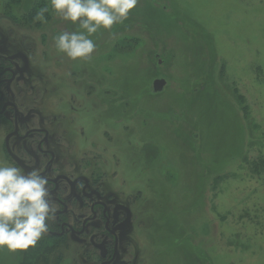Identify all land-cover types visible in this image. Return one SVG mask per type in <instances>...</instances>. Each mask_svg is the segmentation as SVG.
<instances>
[{"label": "rangeland", "instance_id": "374dc122", "mask_svg": "<svg viewBox=\"0 0 264 264\" xmlns=\"http://www.w3.org/2000/svg\"><path fill=\"white\" fill-rule=\"evenodd\" d=\"M17 1L0 0V47L27 56L28 85L39 79L43 107L26 96L38 121L69 100L78 103L76 124L97 121L67 153L77 162L93 148L82 160L89 172L119 159L110 184L136 195L132 238L143 264H264V175L248 172L264 156V0H138L127 20L90 37V57L75 61L54 38L78 25L44 0L49 19L25 26L39 0ZM161 79L164 90L153 94ZM4 139L0 130V163L8 164ZM248 215L255 219L240 220ZM37 249L0 248V264H23Z\"/></svg>", "mask_w": 264, "mask_h": 264}, {"label": "flooded vegetation", "instance_id": "af4514ba", "mask_svg": "<svg viewBox=\"0 0 264 264\" xmlns=\"http://www.w3.org/2000/svg\"><path fill=\"white\" fill-rule=\"evenodd\" d=\"M0 44L5 45L6 40L0 38ZM28 65L26 55L7 54L0 47V130L5 137L4 159L25 172L36 169L47 177L49 197L55 207V218L49 222L39 248L46 246L50 251L58 248L57 254L62 259L57 264L66 259L68 264H143L132 238L139 228L133 207L136 195L126 194L124 198L125 192L115 190L110 184L120 175L119 159L110 171L94 167L89 172V164L82 160L92 155L93 148L84 151L87 155L77 162L68 155V151L76 148L77 138L82 141L97 131L93 129L97 121L93 124L86 119V123L76 124V100H69L63 109L58 106L51 121H38L35 106L29 104L26 96L33 98L34 105L43 107L39 101L42 91L34 85L38 78H32L28 85ZM37 90L40 95L35 93ZM152 93L155 94L154 89ZM45 127H55L53 137ZM101 133L105 137L109 135L107 130ZM76 249L80 250V259L75 257ZM49 260L48 264H55L50 253Z\"/></svg>", "mask_w": 264, "mask_h": 264}, {"label": "clouds", "instance_id": "9594fccd", "mask_svg": "<svg viewBox=\"0 0 264 264\" xmlns=\"http://www.w3.org/2000/svg\"><path fill=\"white\" fill-rule=\"evenodd\" d=\"M138 0H50L51 9L63 21L78 25L75 32H62L55 39L61 53L75 61L95 50L90 38L101 28L111 30L124 22ZM48 8L40 9L34 22H46ZM49 181L39 170L0 163V248L9 251L35 246L55 218L49 197Z\"/></svg>", "mask_w": 264, "mask_h": 264}, {"label": "trees", "instance_id": "16d2710c", "mask_svg": "<svg viewBox=\"0 0 264 264\" xmlns=\"http://www.w3.org/2000/svg\"><path fill=\"white\" fill-rule=\"evenodd\" d=\"M8 1L11 2L12 0H8ZM19 2H20V0L17 1L16 3H19ZM34 6L35 7L32 6L30 11L26 14L27 17H25V19L28 20L29 22H26L25 20H21L20 21L21 24H24L25 26H30L31 22H32V20H34V17L37 14V12L42 8H47V5L45 4L44 0H39V2ZM45 17H46V19H49L48 11L45 13ZM17 21H19V19H17ZM191 23H192V21H191ZM36 25L39 26V24H36ZM207 167L208 168L205 169L206 172L208 170L212 169L209 166H207ZM248 172L253 178H256L257 180H261L262 179L261 175L262 174L264 175V156H260V157L257 156L256 158H254L251 169ZM216 177H218V176H215L212 179V181ZM245 218H247L248 220L255 219L254 216L248 215V216H245L243 218H240V220H244ZM36 244H38V247L40 246V243H36ZM57 252H58V248H56V247L52 251H50V249H48L46 246L41 247V248L37 249V251L33 255H31V257L25 255V258L23 260V264H39V263L48 264V262L50 261L49 260V253L55 259L54 263L57 264L60 261V259H62V255L59 254V256H58ZM60 252H61V249H60Z\"/></svg>", "mask_w": 264, "mask_h": 264}, {"label": "water", "instance_id": "95a60500", "mask_svg": "<svg viewBox=\"0 0 264 264\" xmlns=\"http://www.w3.org/2000/svg\"><path fill=\"white\" fill-rule=\"evenodd\" d=\"M166 85V81L161 79V80H156L154 82V93L155 94H159L162 93V91L164 90V87Z\"/></svg>", "mask_w": 264, "mask_h": 264}]
</instances>
